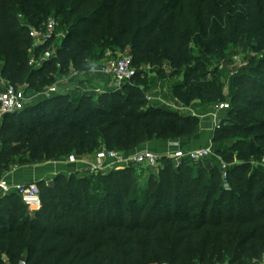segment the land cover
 Masks as SVG:
<instances>
[{
  "label": "trees",
  "instance_id": "16d2710c",
  "mask_svg": "<svg viewBox=\"0 0 264 264\" xmlns=\"http://www.w3.org/2000/svg\"><path fill=\"white\" fill-rule=\"evenodd\" d=\"M230 1L67 0L64 19L72 23V37L80 42L101 47L109 35L120 47L129 45L134 64H152L151 52L159 54V65L166 54L188 58L180 64L188 68L186 80L176 91L181 100L187 96L192 101L204 87L205 58L220 53L233 31H260L264 46V0ZM38 6L47 8L48 14H60L52 0H0V61L11 84L43 91L52 83L43 68L30 67L27 38H31L16 18L19 13L33 14L32 8ZM196 32L202 45L200 59L190 55L186 37ZM63 51L59 49L52 61L65 67L68 56ZM232 84L241 93L233 95L231 112L245 121L223 124L213 144L229 138L224 144L235 151H220L224 162L232 164L241 156L244 164L228 169L226 181L216 164L185 163L176 168L164 159L159 179L148 182L147 200L139 202L130 166L100 173L96 184L90 178L60 174L51 184H37L42 209L35 214L27 211L16 192L0 199V264H21L25 255L27 264H213L226 257L230 264H253L249 262L262 258L264 171H252L250 165L251 160L264 159V56ZM207 87V94H214L212 101L222 98L217 85ZM94 100L82 96L73 103L68 96H55L44 101L41 118L36 116L39 108L5 116L0 174L11 158L26 153L33 163L73 154L86 157L102 147L128 154L145 143L192 130L186 117L146 109L140 88L131 98L115 92ZM120 174L125 177L115 179ZM120 193L123 197H113ZM177 203L179 210L158 214L163 206L172 209Z\"/></svg>",
  "mask_w": 264,
  "mask_h": 264
},
{
  "label": "rangeland",
  "instance_id": "374dc122",
  "mask_svg": "<svg viewBox=\"0 0 264 264\" xmlns=\"http://www.w3.org/2000/svg\"><path fill=\"white\" fill-rule=\"evenodd\" d=\"M56 6V9L60 13L56 15L54 13L47 12V8L42 6L33 7L31 12L33 14H17V21L23 25L28 33L30 28H33L39 21H48L49 19H55L58 23V29L54 40L52 41V46L55 51L59 49H64V53L68 56V63L65 67L61 63L55 61L47 62L46 65H43V69L48 75V81L52 84L47 86L43 91L29 90L27 86L19 87V90L26 97V109L32 110L39 108L40 110L36 112V116L41 118V116L46 112V108L42 107L44 101L50 100L53 97H49L46 93L51 87L56 86L61 95L68 96L73 103H78L80 101V93L74 94L75 90L79 89L80 91L88 92V95L94 98L97 102V98L100 95L107 93H121L125 97L131 98L136 88H140L144 93V99L147 102L146 109L148 108H160L164 111L174 112L180 115L181 117H186L190 119L192 125V130L183 136H178L171 139H158L152 142L145 143L140 145L133 151H137L140 148H151L153 144L158 142H170L172 141H181L183 148L189 147L193 143L195 144H205V134L207 130H214L213 121L210 117V114L217 111V108L221 104H230L231 110L228 112H219L218 117L220 121L228 124L235 122H243L245 120H238L237 115L233 114L232 104H233V95L235 93H241L239 88L233 86V80L242 72L244 69L248 68L255 61H259L264 56V46L260 44L258 35L260 31H233L232 34L226 40V45L222 48L220 53L209 54L204 61L206 74L204 79L201 80L204 87L201 92L197 94L198 98H195L192 101H189V98L186 96L183 100L180 99L181 94L178 93L177 87L182 85L186 80V73L188 68L182 67L185 62L188 61V58H178L173 54H166L165 58L162 61V64H157L158 53L151 52L149 58L152 59L153 63L149 62H136L134 64V69L136 70V76L134 80L130 83H127L120 89H115L114 82L112 79H104L99 77L97 74H93V69L101 66L107 59H118L123 56H131L134 58V51L129 45L125 47H120L118 41L115 37L106 36L105 42L101 47H96L92 44H86L80 42L76 37H72V32L70 27L72 23L65 22V11L67 0H52ZM232 1V0H231ZM230 1V2H231ZM229 2V3H230ZM63 10V11H62ZM62 13V14H61ZM26 35V34H25ZM27 37V36H26ZM187 41L189 44L190 55L198 59L201 58L199 51L202 50V45L200 43L199 36L196 33L187 34ZM258 39V40H257ZM28 53L30 61L34 59L38 54L33 51V42L31 39H28ZM75 46V47H74ZM79 55L75 58L76 55ZM191 65H195V62H190ZM182 64V66L180 65ZM203 64V63H202ZM214 73L216 75H214ZM9 74L5 71V64L0 61V92L11 82L8 78ZM211 83L217 85L218 89L222 92V98L212 101L214 94H207L206 90L208 85ZM165 93L166 99H160L159 96L156 97L159 93ZM154 100H159L154 102ZM164 100V101H163ZM176 104H179L180 107H176ZM156 105V106H155ZM3 119L0 120V131L2 129ZM216 133L213 131L212 138ZM187 137H190L189 142H184L183 140ZM237 139V138H236ZM229 138L221 139V144H215L216 156L213 160L209 159L202 163L206 167H212L215 164L218 165L220 161L224 162V158L220 155V151H227V153H232L235 149L231 144L228 146L225 145L226 141ZM225 143V144H224ZM1 137H0V149L2 150ZM119 153H123L117 150H113ZM132 151V152H133ZM1 153V152H0ZM77 159L78 155L73 154ZM71 157V156H70ZM64 160H68L69 158ZM31 154L26 153L16 156V158H11V161L3 168L0 174V182L4 175L13 172L16 168L20 167H30L34 165H42L45 163H33ZM53 162V161H50ZM172 162V161H171ZM175 165L174 162H172ZM18 164V165H17ZM228 169H234L236 165L244 164L241 156L237 160L228 164ZM166 165V164H164ZM197 165V164H194ZM133 169V181H134V191L138 193L139 202L147 200L146 193L149 180L153 177L154 179H159L162 168L160 169H150L145 168L139 165H131ZM124 168H119L115 170H110L104 173H113L120 172ZM262 170L264 171V159L263 160H251L250 170ZM102 174V173H101ZM101 174H90L87 170H81L76 174L79 177L90 178L93 181V184L101 181ZM70 176V174H64ZM53 176V175H52ZM58 176V175H56ZM50 178L49 182L44 180L47 184H51L56 177ZM124 174H120L115 177V179H123ZM106 193H104L105 195ZM124 193L114 194L113 197L121 198ZM132 196V193L129 194L126 201H128ZM108 201V197H106ZM117 202V200H116ZM153 206V202L149 205V208ZM180 204L177 203L172 209L167 206H163L161 211L158 212L159 215H165L169 211L179 210ZM110 209V206L107 205L105 208V213ZM28 211V210H27ZM29 212V211H28ZM30 213V212H29ZM264 255L260 259H255L249 263L262 264ZM27 258L21 261L22 262ZM213 264H230L228 257L223 259V261L213 262Z\"/></svg>",
  "mask_w": 264,
  "mask_h": 264
},
{
  "label": "built area",
  "instance_id": "2783aa9c",
  "mask_svg": "<svg viewBox=\"0 0 264 264\" xmlns=\"http://www.w3.org/2000/svg\"><path fill=\"white\" fill-rule=\"evenodd\" d=\"M57 29L58 23L54 18L49 19L40 27L30 28L29 37L33 42V51L35 52L40 47H49L47 50L38 54L30 61V67L41 69L47 62L57 59L58 51H55L52 46V41L56 36ZM92 71L94 75L97 74L101 78L107 80L112 79L115 89L122 88L124 85L134 80L136 76V70L134 69V62L131 56H123L118 59H107L101 66L94 68ZM46 93H48L49 97L61 96L56 86L51 87ZM83 94L84 96L88 95L87 92H83ZM25 109L26 97L19 90L17 85H7L0 92V120L7 115L20 113ZM230 110V104H221L217 108V111L211 114V120L214 123L213 131L215 133L222 127L223 124H225L218 118L220 117L219 112H228ZM172 147L173 151L164 155L157 154L150 150H143L128 155L102 147L93 154L96 162L89 165L87 172L90 174H100L110 170L126 168L131 165H139L150 169H160L163 168L164 159L174 162V166L178 168L185 163L191 164L204 162L209 159L213 160L216 156L213 138L210 140L208 146L193 151L181 147L178 143L172 144ZM86 157L77 159L75 156H71L69 158V162L76 163L78 161H84ZM218 166L223 173L224 181H226L228 165L225 164V162L220 161ZM0 189L5 193H8L9 190H11L6 183H0ZM14 190L18 193L22 202L31 214H35L42 209L40 191L37 185H19L15 187ZM262 264H264V258Z\"/></svg>",
  "mask_w": 264,
  "mask_h": 264
},
{
  "label": "crops",
  "instance_id": "0c3cea01",
  "mask_svg": "<svg viewBox=\"0 0 264 264\" xmlns=\"http://www.w3.org/2000/svg\"><path fill=\"white\" fill-rule=\"evenodd\" d=\"M84 91L80 90H75L74 94H70V96L75 95L77 93H80V97L84 96L83 94ZM87 92V91H86ZM88 93V92H87ZM158 95L154 98H157L158 96L160 99H166L165 93L159 92L157 93ZM55 97V96H53ZM159 100H154V102L159 101ZM161 101V100H160ZM164 101V100H163ZM156 106V105H155ZM176 107L178 108H183L182 106L180 107L179 104H176ZM211 117V114H210ZM212 134L213 130H207V133L205 134V144H195L193 143L189 147H186L187 150H197L203 147H206L209 145L210 140L212 139ZM190 137L185 138L183 141L189 142ZM182 141V140H181ZM181 141H170V142H158L157 144L152 145L151 148H140L137 151H133L130 154H134L143 150H150L153 151L157 154H167L173 151L172 144L178 143L181 147L182 142ZM185 148V147H184ZM2 150L0 149V152ZM96 162V159L93 155H89L85 158L84 161H78L76 163H70L68 160H56L53 162H48L42 165H34L30 167H20L16 168L13 172L6 174L3 176L2 181L0 183H6L11 190H9L8 193H5L3 190L0 189V199L3 198L6 195H10L15 192L14 188L19 186V185H32L35 184L37 185L39 182H42L44 180H47L48 177H54L56 175L60 174H76L81 170H88L89 165L93 164ZM53 175V176H52ZM50 178L47 180L49 182ZM27 255L24 256V259H26ZM27 264V261L24 260L22 264Z\"/></svg>",
  "mask_w": 264,
  "mask_h": 264
}]
</instances>
